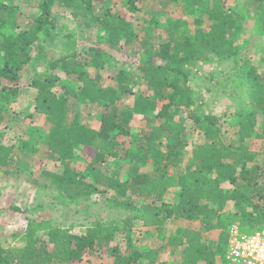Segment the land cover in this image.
Returning a JSON list of instances; mask_svg holds the SVG:
<instances>
[{"label": "trees", "instance_id": "trees-1", "mask_svg": "<svg viewBox=\"0 0 264 264\" xmlns=\"http://www.w3.org/2000/svg\"><path fill=\"white\" fill-rule=\"evenodd\" d=\"M95 1L101 0H40L37 17L23 31L0 34V102L8 104L17 95L20 72L34 61L33 50L37 48V56H44L43 43H47L56 33L52 20V10L56 5L68 11L74 21L83 23L85 27H89L93 19L106 32L109 41L121 37L130 41L131 35L126 33L129 26L126 20L108 12L94 15ZM125 1L134 10L136 0ZM173 1L183 3L189 15L194 14V7L201 2ZM256 1V10L264 17V0ZM223 8L224 0H211V24L208 28L196 29L192 36L186 29L187 23L177 20L173 27L165 29L168 41L159 50L163 63L155 64L148 59L139 67V78L152 92L154 100L145 101L135 108L151 113L145 118L151 128L141 132L135 143L138 155L133 158L142 163L141 154L153 152L155 176L138 173L136 168H132L125 181L119 180L116 175L102 176L96 172L92 174V182H89L73 168L76 147L95 153L92 166H96L104 155L115 157L117 137L128 134L124 129L134 110L117 112V92H128V75L121 73L117 77L118 89L103 87L98 70L107 63L101 50L89 46L85 56H82L78 52V38L73 34L64 35L66 40L63 47L67 54L49 63V73L35 76L29 85L36 91L35 113L50 126L49 148L58 154L62 164L60 173L46 176L51 180V185L68 200L88 199L94 193L102 195L113 191L120 199L129 193L140 197L143 203L137 209L129 205L132 213L128 220L99 222L83 235L73 234L51 220H28L21 234L24 246L0 245V264H73L83 256L90 255L95 246L100 249L108 246L115 233L123 227L130 228L133 221L160 232L171 220L199 221L198 229L177 228L168 241L169 245L181 249V264H215L218 257H226L229 227L232 225L230 221L222 219L226 206H233L235 216L245 218L246 230L264 228V173L259 168L248 166L254 158L244 144L254 133L258 115L264 116V92L262 98L259 97L260 110L256 107L238 121L239 145L232 148L223 143L217 129V119L202 113L204 96L191 87L192 78L184 70L187 59L181 57L183 52L195 61L209 62L213 56L221 58L234 53L235 45L230 35L232 30H239L240 25L232 15L224 13ZM4 10H8L7 7L0 4V15ZM246 64L250 65L249 62ZM87 68H92V71H87ZM56 70L68 77L70 83L76 82L77 90L67 83L64 85ZM248 79L257 88L258 76L252 67ZM60 84L63 89L61 96L54 90ZM80 99L102 108L98 129L84 126L78 121V114L74 112ZM158 103H161V107L157 111ZM179 112H186L187 116L183 117ZM3 119L0 112V125ZM189 120L202 134V143H188L184 139ZM188 145H191L189 160L181 167ZM13 150V145L0 144V170L8 169L14 163ZM224 183H228L230 189H224ZM172 188L175 190V204L164 200ZM115 202L123 205L120 200ZM243 226H239L241 231L245 229ZM212 233H216L214 240L209 238ZM40 234L47 240L42 239ZM112 254L113 264L157 262V252L154 250L128 256L120 254L114 247Z\"/></svg>", "mask_w": 264, "mask_h": 264}, {"label": "rangeland", "instance_id": "rangeland-1", "mask_svg": "<svg viewBox=\"0 0 264 264\" xmlns=\"http://www.w3.org/2000/svg\"><path fill=\"white\" fill-rule=\"evenodd\" d=\"M39 1L0 0V4L8 9L2 11L0 15V34L23 31L26 25L37 17ZM210 3L211 0H201L194 7V14L189 15L183 3L173 0H136L134 10H131L125 0L95 1L94 15L99 16L108 12L126 20L129 25L126 33L131 35L130 41L125 40L124 37L109 41L106 32L97 26L93 19L89 27H85L83 23L74 21L68 11L61 6L56 5L53 8L52 20L56 33L52 34L47 43H43L44 56H37V48L33 50L34 61L20 72L17 95L8 104L0 102V112L4 117L0 125V144L14 146V163L10 168L0 170V245L2 247H23L21 234L27 221L31 219L51 220L63 229H69L73 234L83 235L87 229L93 228L99 222L128 220L132 213L129 205L137 209L143 203L140 197L129 193L120 199L113 191L102 195L94 193L88 199L68 200L54 185H51V180L46 176L60 173L62 164L58 154L49 148L50 126L42 116L35 113L36 91L29 85L35 76L49 73L47 69L49 63L62 59L67 54L63 47L66 40L64 35L73 34L78 38L80 42L78 52L82 56H85L89 46L101 50L108 63L103 69L98 70L103 87L118 89L117 77L121 73L128 75L130 82L128 92L125 94L117 92V112L134 110L132 118L124 129L128 134L117 137L115 157L104 155L96 166H92L95 153L76 147L73 168L89 182H92V174L96 172L102 176L116 175L119 180L125 181L132 168H136L138 173L155 176L157 172L153 163V152L141 154L142 163L133 158L138 155L135 143L141 132L144 133L151 128L145 120L151 113L135 108L145 101L154 100L152 92L139 78L141 76L139 67L148 59L155 64L163 63L159 50L168 41L165 29L173 27L177 20L187 23L186 29L190 36L196 29L208 28L211 24ZM257 4L256 0H224V13L232 15L240 25V29L232 30L230 35L235 45V51L231 56L221 58L213 56L211 61L203 62L195 61L181 53V57L187 59L184 70L189 72L192 78L191 87L204 96L202 113L217 119V129L223 143L232 148L239 145L238 121L256 107L260 110V98L264 92V17L257 12ZM1 64L0 60V66ZM251 67L258 76L257 88L249 83L248 75ZM86 70L92 71V68ZM55 73L64 85L67 83L77 90L76 82L70 83L68 77L60 70H56ZM61 84L54 89L59 96L63 93ZM160 107L161 103H158L157 111ZM101 109L98 104L87 103L86 100L80 99L74 113L78 114V121L82 125L98 129ZM178 114L187 116L186 112ZM256 120L254 133L244 141V144L254 158L248 166L259 168L264 173V116L259 114ZM184 139L193 144L203 142L202 134L191 120L186 125ZM190 149L191 145H188L181 167H184L189 160ZM222 187L230 189L231 186L224 183ZM174 192L173 188L168 191L164 197L166 203L175 204ZM115 200H120L123 205L116 204ZM222 219L230 221L232 225H245L242 232L246 234L263 229L246 230L245 218L235 216L233 206H226L223 209ZM186 227L198 229L199 221L171 220L167 222L162 232L144 228L140 223L133 221L130 228L123 227L116 232L108 246L101 249L95 246L90 255L83 256L73 264H113L114 247H117L120 254L128 256L154 250L157 252L156 264H181V249L169 245L168 241L177 228ZM41 238L47 240L45 236ZM209 238L214 240L216 233L210 234ZM215 264H227L225 257H218Z\"/></svg>", "mask_w": 264, "mask_h": 264}, {"label": "built area", "instance_id": "built-area-1", "mask_svg": "<svg viewBox=\"0 0 264 264\" xmlns=\"http://www.w3.org/2000/svg\"><path fill=\"white\" fill-rule=\"evenodd\" d=\"M225 261L227 264H264V228L246 234L238 224L231 225Z\"/></svg>", "mask_w": 264, "mask_h": 264}, {"label": "crops", "instance_id": "crops-1", "mask_svg": "<svg viewBox=\"0 0 264 264\" xmlns=\"http://www.w3.org/2000/svg\"><path fill=\"white\" fill-rule=\"evenodd\" d=\"M108 64V63H107Z\"/></svg>", "mask_w": 264, "mask_h": 264}]
</instances>
